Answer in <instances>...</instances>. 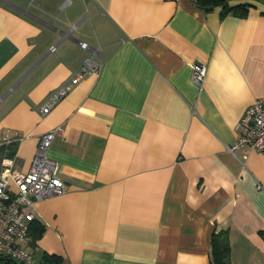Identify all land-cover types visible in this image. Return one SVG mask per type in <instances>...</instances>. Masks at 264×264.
Masks as SVG:
<instances>
[{"label":"crops","instance_id":"1","mask_svg":"<svg viewBox=\"0 0 264 264\" xmlns=\"http://www.w3.org/2000/svg\"><path fill=\"white\" fill-rule=\"evenodd\" d=\"M243 3L240 17L193 0H0V145L14 150L1 159L26 171L62 128L48 155L67 190L33 206L35 259L209 264L224 229L231 264H264V154L228 149L264 97V0L228 1ZM86 58L100 70L42 113Z\"/></svg>","mask_w":264,"mask_h":264},{"label":"built area","instance_id":"2","mask_svg":"<svg viewBox=\"0 0 264 264\" xmlns=\"http://www.w3.org/2000/svg\"><path fill=\"white\" fill-rule=\"evenodd\" d=\"M78 43L81 48L88 47L84 41ZM53 49L54 46H51L50 50ZM101 66V61L86 58L80 70L74 72L67 81L54 88L47 96L41 106V112L46 113L84 75L98 72ZM205 74V63H192L191 80L199 89H202ZM237 128V138L228 147L230 151L245 147L264 154V97L256 98L244 109L238 119ZM61 133V126H55L40 135L26 171L19 170L12 157L4 156L0 161V257L10 258L22 264H58L35 259L24 244L33 241L30 224L34 219V204L67 190V184L59 174L58 162L48 155L53 138Z\"/></svg>","mask_w":264,"mask_h":264},{"label":"trees","instance_id":"3","mask_svg":"<svg viewBox=\"0 0 264 264\" xmlns=\"http://www.w3.org/2000/svg\"><path fill=\"white\" fill-rule=\"evenodd\" d=\"M229 0H193L195 6L202 12H208L215 6L222 7V15L231 13L236 16L244 17L248 12V5L237 4L234 6L228 5ZM14 150L8 145H0V160L3 155H12ZM43 230V227L34 219L30 224V235L34 240ZM44 260L60 264V258L54 255H44ZM0 264H22L13 259L0 257ZM209 264H231L230 260V244L228 238V231L220 229L212 231L210 235V251Z\"/></svg>","mask_w":264,"mask_h":264}]
</instances>
